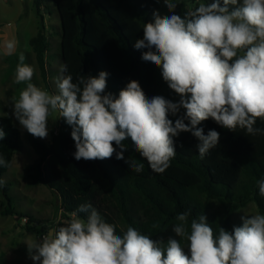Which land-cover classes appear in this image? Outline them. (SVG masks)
Listing matches in <instances>:
<instances>
[{
  "label": "clouds",
  "instance_id": "1",
  "mask_svg": "<svg viewBox=\"0 0 264 264\" xmlns=\"http://www.w3.org/2000/svg\"><path fill=\"white\" fill-rule=\"evenodd\" d=\"M163 3L168 14L154 9L134 48L145 49L141 59L161 70L163 81L179 97L176 102L161 95L148 98L136 80L118 96L106 92L105 71L86 79L82 75L74 83L65 74L66 64L60 66L58 92L52 94L31 82L34 68L21 53L15 83L26 87L12 104L19 125L44 139L49 118L58 113L71 127L77 161L110 159L115 154L137 173L143 164L125 159L124 141L129 138L149 167L163 173L176 155L174 138L180 133L197 139L201 158L219 144V132L211 129L205 135L198 127L203 121L211 119L233 132L239 128L249 135L264 134L255 127L258 119L264 121V0L200 2L183 16L176 14L177 0ZM6 49L12 54L15 42L9 41ZM5 135L0 128V141ZM0 166H7L3 156ZM5 183L0 178V188ZM257 185L264 197V179ZM81 212L87 213L86 219L79 218ZM71 217L66 226L26 242L34 264H264L262 214H244L231 231L220 227L214 232L204 214L189 225V212L179 213L172 231L186 246L174 238L165 244L131 226L117 234L91 204L80 205Z\"/></svg>",
  "mask_w": 264,
  "mask_h": 264
},
{
  "label": "trees",
  "instance_id": "2",
  "mask_svg": "<svg viewBox=\"0 0 264 264\" xmlns=\"http://www.w3.org/2000/svg\"><path fill=\"white\" fill-rule=\"evenodd\" d=\"M44 0H32L37 18L35 35L29 38L39 74L46 80L45 52L47 40L41 13ZM57 12L60 27L61 65H67L66 75L78 82L82 75H98L105 71L106 92L119 94L131 80L139 82L148 98L161 95L172 100L175 93L161 76V70L141 59L145 49H135L137 39L143 37V27L152 20L154 9L168 14L163 0H51ZM176 14L181 16L200 2L212 0H177ZM175 121L177 117L169 115ZM187 123V121H186ZM206 135L214 129L220 133L219 144L201 158L195 145L197 139L182 132L175 140L176 155L163 173L154 172L148 162L133 148L130 138L124 143L128 150L125 159L143 164V171L135 172L115 154L110 159L77 161L73 153L75 144L71 127L60 118L59 130L51 141L28 135L36 153L32 163L24 166L35 184L41 183L60 199L65 215L77 212L80 205L91 204L100 216L115 226L122 235L133 227L152 239L166 244L169 238L187 243L172 231L179 213L189 212L191 220L205 215L214 232L220 227L231 231L233 213L249 202H254L259 214L264 215V197L259 194L257 181L264 179V134L249 135L237 128L229 131L209 119L201 122ZM255 127L264 130V121L258 119ZM0 128L6 133L0 141V156L7 166H0V178L12 162L13 155L22 148L20 133L10 118L0 116ZM115 146V145H114ZM119 151V149H117ZM6 200L3 214H12L10 198L3 186ZM220 205L211 210L210 202ZM86 219L87 213H77ZM67 222L28 218L26 229L33 224L45 234L53 227L66 226ZM158 225V227H153Z\"/></svg>",
  "mask_w": 264,
  "mask_h": 264
},
{
  "label": "rangeland",
  "instance_id": "3",
  "mask_svg": "<svg viewBox=\"0 0 264 264\" xmlns=\"http://www.w3.org/2000/svg\"><path fill=\"white\" fill-rule=\"evenodd\" d=\"M41 13L47 40L45 81L39 74L34 53L28 44L29 38L35 35L37 30V18L32 0H0V116L10 118L20 133L22 144L21 150L13 155L11 164L1 176L6 181L5 194L10 198L13 213L3 214L6 200L0 188V264H34L28 256L26 242L41 238L44 231L36 224H33L31 229H26L25 224L29 217L53 223L67 222L72 218L71 214L62 213L57 194L41 183H33L24 170V166L32 163L36 158V153L28 141L29 133L12 115L13 100L18 99L20 91L26 87L24 83H15V71L21 53L25 55V63L34 68L31 82L49 93L58 92L56 77L59 75L61 66L60 27L55 6L51 0H44ZM8 26L11 28L8 29ZM11 33L15 37V49L12 54H8L7 42L3 40ZM178 99L179 97L175 94L173 102ZM58 118V113H53L49 118L48 137L40 138L45 143H49L53 134L59 130L60 118ZM210 204L211 210L221 208L214 200ZM244 214H259L254 202H249L246 206L237 209L232 215V223L239 226L241 216ZM122 229L125 231L123 227ZM182 246H186V243Z\"/></svg>",
  "mask_w": 264,
  "mask_h": 264
},
{
  "label": "crops",
  "instance_id": "4",
  "mask_svg": "<svg viewBox=\"0 0 264 264\" xmlns=\"http://www.w3.org/2000/svg\"><path fill=\"white\" fill-rule=\"evenodd\" d=\"M11 28L10 26H8V29ZM32 37V36H31ZM4 42H9V41H12V42H15V37L14 35L11 33L9 36H6V38L3 40ZM35 57V56H34Z\"/></svg>",
  "mask_w": 264,
  "mask_h": 264
},
{
  "label": "built area",
  "instance_id": "5",
  "mask_svg": "<svg viewBox=\"0 0 264 264\" xmlns=\"http://www.w3.org/2000/svg\"><path fill=\"white\" fill-rule=\"evenodd\" d=\"M44 234H42V236H43Z\"/></svg>",
  "mask_w": 264,
  "mask_h": 264
}]
</instances>
